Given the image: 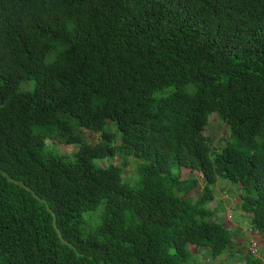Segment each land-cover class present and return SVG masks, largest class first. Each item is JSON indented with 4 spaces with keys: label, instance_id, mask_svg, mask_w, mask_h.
I'll return each mask as SVG.
<instances>
[{
    "label": "trees",
    "instance_id": "obj_1",
    "mask_svg": "<svg viewBox=\"0 0 264 264\" xmlns=\"http://www.w3.org/2000/svg\"><path fill=\"white\" fill-rule=\"evenodd\" d=\"M219 179L264 233V0H0V264L216 259Z\"/></svg>",
    "mask_w": 264,
    "mask_h": 264
},
{
    "label": "crops",
    "instance_id": "obj_2",
    "mask_svg": "<svg viewBox=\"0 0 264 264\" xmlns=\"http://www.w3.org/2000/svg\"><path fill=\"white\" fill-rule=\"evenodd\" d=\"M228 190L235 191L233 185H221L216 192L217 199L220 203H224L221 211L215 217L216 221L227 227L231 223L234 233L233 247L228 249L224 254L216 259L208 256L206 249H193L195 256H203L204 262L209 264H247V256L254 259V264H264V233L248 232L250 226L248 225V215H244L238 210L239 199L238 193L233 192L228 195ZM247 225V228L245 227ZM255 244V245H254ZM195 264H203L198 260H194Z\"/></svg>",
    "mask_w": 264,
    "mask_h": 264
},
{
    "label": "rangeland",
    "instance_id": "obj_3",
    "mask_svg": "<svg viewBox=\"0 0 264 264\" xmlns=\"http://www.w3.org/2000/svg\"><path fill=\"white\" fill-rule=\"evenodd\" d=\"M189 90H191V86L187 87V91H189ZM108 123H110V122H108ZM81 133L84 137V140L88 143H95L98 141L99 135L97 133H93L87 129H82ZM204 135L207 138L208 142L211 144L213 151H215V150H219L221 147H223L226 144V142L228 141L229 133H228L227 126L224 123H222L215 114H212L209 118V125L207 126V128L204 132ZM55 144H56L55 146L49 145L48 147L51 150L53 149L54 151H56L60 154H63V155H73L78 149L77 144L76 145L75 144H65V143L58 142V141H55ZM123 159L127 162V166L124 168L123 179H124V181H126L130 184H135L138 181L136 165H137V162L139 161L135 157L126 156L123 158L121 156H117L116 158H113V159L112 158H106V159H102V160H95L94 163L96 166L105 167L108 164L109 165L110 164H112V165L122 164L124 161ZM181 175L183 178H188L191 175L197 177L201 182L200 186H202L203 182L200 179L198 173L189 172L188 170L183 169L181 171ZM221 185H231V184L229 182L223 180V179L219 180L216 183V185L213 186V190H214L215 195H216V192ZM234 186L237 187V185H234ZM233 192L236 194L237 188H235V191L228 190L227 193H228V195H231ZM200 193H201V188H198V189H195L194 191H192V193L190 195H191L192 199L195 200ZM218 204H220V201L217 199V197H215L214 200L208 206L213 208V207H216V205H218ZM220 206L224 207L225 205L222 202ZM91 217L94 220L97 217V214H94ZM245 227L247 228V225H245ZM227 228H229L232 232V235H233L232 246H233L235 231H234L231 223L229 225H227ZM194 260H198L201 263L205 264L203 256H200V255L194 256L193 261ZM209 264H213V263L210 262Z\"/></svg>",
    "mask_w": 264,
    "mask_h": 264
},
{
    "label": "clouds",
    "instance_id": "obj_4",
    "mask_svg": "<svg viewBox=\"0 0 264 264\" xmlns=\"http://www.w3.org/2000/svg\"><path fill=\"white\" fill-rule=\"evenodd\" d=\"M188 171H189V170H188ZM189 172H190V171H189ZM219 180H221V179H219ZM219 180H218V181H219ZM218 181H217V182H218ZM217 182H216V183H217ZM216 183H215L214 185H216ZM202 184H203V183H202ZM200 185H201V182H200ZM214 185H213V186H214ZM233 186H234V185H233ZM235 188H237V187H235ZM212 189H213V187H212ZM248 232H250V233H251V232H257V233H260V232H258L257 230L253 229V227H250V230H248ZM194 249H195V248H194ZM192 251H193V250H192ZM205 252H207V250H205ZM208 256L210 257L209 254H208ZM210 258H211V257H210ZM212 259H213V258H212ZM206 263H207V262H206Z\"/></svg>",
    "mask_w": 264,
    "mask_h": 264
},
{
    "label": "built area",
    "instance_id": "obj_5",
    "mask_svg": "<svg viewBox=\"0 0 264 264\" xmlns=\"http://www.w3.org/2000/svg\"><path fill=\"white\" fill-rule=\"evenodd\" d=\"M255 245V244H254Z\"/></svg>",
    "mask_w": 264,
    "mask_h": 264
}]
</instances>
